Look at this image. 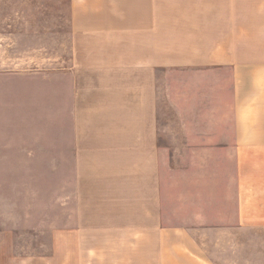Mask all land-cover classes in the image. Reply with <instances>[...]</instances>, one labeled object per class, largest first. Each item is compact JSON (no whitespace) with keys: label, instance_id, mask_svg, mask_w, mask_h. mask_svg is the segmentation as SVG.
I'll return each instance as SVG.
<instances>
[{"label":"crops","instance_id":"crops-1","mask_svg":"<svg viewBox=\"0 0 264 264\" xmlns=\"http://www.w3.org/2000/svg\"><path fill=\"white\" fill-rule=\"evenodd\" d=\"M70 4L84 59L42 264H218L217 233L264 226V0Z\"/></svg>","mask_w":264,"mask_h":264},{"label":"rangeland","instance_id":"rangeland-1","mask_svg":"<svg viewBox=\"0 0 264 264\" xmlns=\"http://www.w3.org/2000/svg\"><path fill=\"white\" fill-rule=\"evenodd\" d=\"M70 10V0H0V245L7 264L60 259L52 235L62 232V178L71 164L59 156L58 138L71 128L69 67L84 59L72 56L83 44L75 43ZM173 151L176 159L180 150ZM217 239L218 264H264V226Z\"/></svg>","mask_w":264,"mask_h":264}]
</instances>
